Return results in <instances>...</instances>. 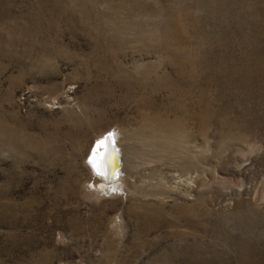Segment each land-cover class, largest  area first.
Instances as JSON below:
<instances>
[{"label":"rangeland","instance_id":"1","mask_svg":"<svg viewBox=\"0 0 264 264\" xmlns=\"http://www.w3.org/2000/svg\"><path fill=\"white\" fill-rule=\"evenodd\" d=\"M0 264H264V0H0Z\"/></svg>","mask_w":264,"mask_h":264},{"label":"bare ground","instance_id":"2","mask_svg":"<svg viewBox=\"0 0 264 264\" xmlns=\"http://www.w3.org/2000/svg\"><path fill=\"white\" fill-rule=\"evenodd\" d=\"M109 134L108 132H105L102 136L97 138V140L101 141ZM112 134L108 136L107 142H103L100 147L97 145V147L94 148V154L92 156L90 152L89 157H91V160L89 166L91 172H95L100 180H103L102 182L104 185L112 184L115 187H118L126 169V150L124 148V141L121 140V136L119 138V135H115L113 138L111 136ZM117 147L119 148V153L117 152ZM125 177L123 180L128 185H131L129 184L131 181L128 178L126 180Z\"/></svg>","mask_w":264,"mask_h":264},{"label":"water","instance_id":"3","mask_svg":"<svg viewBox=\"0 0 264 264\" xmlns=\"http://www.w3.org/2000/svg\"><path fill=\"white\" fill-rule=\"evenodd\" d=\"M107 140H108V136H107L106 138H104L103 140H101L100 143H98V146L100 147L101 144H102L103 142H107ZM117 152H118V151H117ZM118 153H119V152H118ZM120 164H121V162H120Z\"/></svg>","mask_w":264,"mask_h":264}]
</instances>
